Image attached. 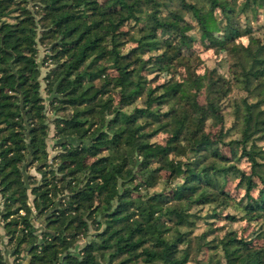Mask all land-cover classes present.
Returning <instances> with one entry per match:
<instances>
[{
	"label": "trees",
	"instance_id": "obj_1",
	"mask_svg": "<svg viewBox=\"0 0 264 264\" xmlns=\"http://www.w3.org/2000/svg\"><path fill=\"white\" fill-rule=\"evenodd\" d=\"M262 18L264 0H0V264L3 236L13 264H189L196 238L207 264H264ZM208 50L211 66L199 58ZM143 71L168 78L152 85ZM228 119L237 136L225 142ZM220 144L250 172L227 166ZM228 176L262 246L190 229L233 207Z\"/></svg>",
	"mask_w": 264,
	"mask_h": 264
},
{
	"label": "rangeland",
	"instance_id": "obj_2",
	"mask_svg": "<svg viewBox=\"0 0 264 264\" xmlns=\"http://www.w3.org/2000/svg\"><path fill=\"white\" fill-rule=\"evenodd\" d=\"M176 4H177V2H173L174 6ZM256 22L260 23L261 25L262 24L264 25L263 18L259 21H254V23L252 24L253 27L257 26ZM262 33H264V31H262L260 34H262ZM50 43L51 42H49L47 45L49 46ZM134 46H135L134 44L127 43L122 47L121 50L128 51L129 49H131ZM192 49L195 52V49L194 48H192ZM201 50H202V48H201ZM213 56L214 55H213V52L211 50L202 51V53L199 54V58L201 59L202 62H204L203 64H206L207 66L212 65L210 57L213 58ZM37 63L39 65L38 68L40 70L41 95H42V97H44V99H47L48 95L44 91L46 84H45V81L43 80V77L48 72V70L51 69L52 65L49 61L48 52L45 51L42 46L38 47ZM201 65H202V63H201ZM221 72H223V70H221ZM142 73L146 77L147 81L149 80V84L152 83V85L156 84L155 81L160 83L163 80V78H168V76H165L162 73H159L158 78L155 80L154 79L155 74L146 73L145 71H143ZM111 74L115 76L116 72L113 71ZM47 103L48 102L45 101V105H47ZM163 106H166V103H165V105L163 104ZM47 111H48L47 112L48 115L50 116L51 114L49 113V111H50L49 108ZM231 126H232V123L228 119L226 121V127H224V129L222 131V139L225 142L232 140L237 136L235 131H233V128H230ZM220 127L221 126L218 127V123L216 122V118H213V119H210L206 123L205 128H206V132L211 133L212 135H217L218 131L220 133V129H221ZM53 137H54V125L50 124L49 131H48V137H47L48 139L46 142V145H47L46 149H47V153L49 155V159H51L52 156L56 155V153L59 151L58 148L54 147L55 140ZM164 137H165V135H160L159 137L157 136L155 138V140L157 141V140H160ZM257 144L259 145L260 149L262 151H264V139L259 140L257 142ZM219 152L223 158L228 160L227 166L233 165L236 168H238L240 171L242 170L245 173L250 172V165L248 164V162L244 158L234 157L230 147H228V146L224 147L222 144H220L219 145ZM29 174L33 175L38 180H40L42 177V175L40 173H37L34 169H30ZM158 176L163 177V174L161 175V173H152V174L148 175L147 178H149V180L152 181L153 179H156ZM137 181H139V179H137ZM237 183H238V178H235L233 176H228L225 187H224V191L229 196H231L233 198V201L231 202V205L233 204V207H228V208H225L224 210L221 209L219 211V213L217 214V216H213V217L209 218L207 221H205V220L197 221V223L195 225L191 226L190 229H191L192 233H194L196 236H199L202 233H207V235L210 238H216L219 236H223L227 231L235 230L236 234L239 237H243V238H246L248 240L250 239L249 241L252 243V245H254L256 247L262 246L261 240L257 239V233L258 232H256V230L258 229V225H259L260 220L257 219V220H254L252 222H249L248 218H246L244 216V214H242L241 212L235 211L234 205L236 203H240L241 208L246 207L249 203V201L247 200V198L244 195V190L241 188H239V189L236 188ZM257 193H258V191H252L251 195L256 197ZM28 195H29V198H28L29 204H31L32 196L29 193H28ZM201 209H202V211H201L202 216H204L206 214V210L204 208H201ZM235 212L238 214L237 217H240V220H238L235 223H232L226 219V216L229 214H234ZM241 217H243V218H241ZM33 224L37 228L41 227L38 221H34ZM197 240H198V238L191 240L190 249L187 246L188 240L182 245V247L185 249L188 248L192 257L194 259H196L198 261V263L207 264L208 255L211 256L213 252L203 249V250H201V253L196 254V247L198 245ZM81 242H83V241H81ZM12 246H13V243H10L9 240L6 239L5 236H3L1 248H2V251L4 253V257H5L7 264H13L14 263V257L17 256V255H14V257H13L12 249H11ZM218 255L219 254H217L214 257L218 258L219 257ZM192 257L190 256L189 264H194L191 261ZM19 261H20V263L26 264L25 256L23 258H19ZM214 263H216V262H214Z\"/></svg>",
	"mask_w": 264,
	"mask_h": 264
}]
</instances>
